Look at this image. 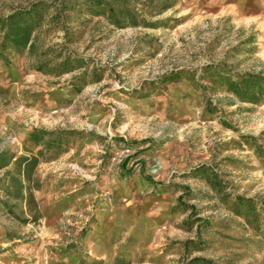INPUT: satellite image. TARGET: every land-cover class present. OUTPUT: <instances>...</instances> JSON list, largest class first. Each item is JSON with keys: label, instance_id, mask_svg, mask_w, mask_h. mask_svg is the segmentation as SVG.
I'll list each match as a JSON object with an SVG mask.
<instances>
[{"label": "rangeland", "instance_id": "obj_1", "mask_svg": "<svg viewBox=\"0 0 264 264\" xmlns=\"http://www.w3.org/2000/svg\"><path fill=\"white\" fill-rule=\"evenodd\" d=\"M35 1L0 0V17ZM177 2L158 28L66 11L34 54L0 58V153L39 154L34 129L81 133L40 157L37 210L0 211V264H264V101L204 70L264 74V0ZM178 71L195 72L162 80Z\"/></svg>", "mask_w": 264, "mask_h": 264}, {"label": "trees", "instance_id": "obj_2", "mask_svg": "<svg viewBox=\"0 0 264 264\" xmlns=\"http://www.w3.org/2000/svg\"><path fill=\"white\" fill-rule=\"evenodd\" d=\"M178 0H39L30 5L14 9L11 13L0 17V58L8 62L9 53L29 51L34 54L37 42L48 26L54 22H60L65 27V19L68 13L82 12L93 17H105L110 25L120 29L129 27L158 28L171 19H159L167 11L176 7ZM53 9L52 16L48 12ZM79 10V11H78ZM157 18V20H155ZM155 20V21H154ZM66 29V27H65ZM252 44L251 51H255V35L249 36L242 41L241 46ZM237 46L233 51L238 50ZM61 55L56 56L55 59ZM45 58V52L41 54ZM40 58V56H39ZM49 60L34 67L38 71H44ZM227 63L224 61L218 64L207 65L205 72L214 70L216 80L214 85L222 82L225 92L234 95L239 101L258 104L264 101V74L262 72H244L224 75L220 72L225 69ZM195 71H178L167 75L164 81H179L186 73L193 75ZM194 79V76H191ZM209 111L215 112L210 107ZM76 131L58 130L48 132L41 129H34L31 134V141L41 148L39 154L31 156H9L7 152L0 153V211L6 209L8 214L16 215L15 209L18 203L27 202L37 210V203L34 192L40 189L39 181L35 179L36 171L40 164V157L44 154L61 155L69 150L71 137L79 136ZM51 137V138H50ZM264 151V146L259 145ZM13 168V169H12ZM199 170H207L206 166ZM198 170V171H199ZM238 204L244 205L247 216H252L255 209L253 200L237 198ZM15 202V203H10ZM238 214H240L237 211ZM193 263H204L203 260L194 259Z\"/></svg>", "mask_w": 264, "mask_h": 264}, {"label": "bare ground", "instance_id": "obj_3", "mask_svg": "<svg viewBox=\"0 0 264 264\" xmlns=\"http://www.w3.org/2000/svg\"><path fill=\"white\" fill-rule=\"evenodd\" d=\"M244 1V0H243ZM202 2V1H201ZM209 5V4H208ZM214 10V9H213ZM212 11V10H211Z\"/></svg>", "mask_w": 264, "mask_h": 264}]
</instances>
